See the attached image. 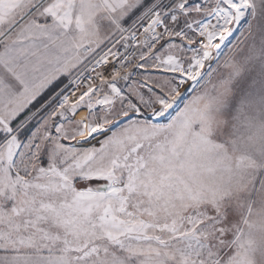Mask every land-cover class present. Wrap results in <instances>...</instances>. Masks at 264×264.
Here are the masks:
<instances>
[{"label": "snow or ice", "instance_id": "1", "mask_svg": "<svg viewBox=\"0 0 264 264\" xmlns=\"http://www.w3.org/2000/svg\"><path fill=\"white\" fill-rule=\"evenodd\" d=\"M0 264H264V0H0Z\"/></svg>", "mask_w": 264, "mask_h": 264}]
</instances>
